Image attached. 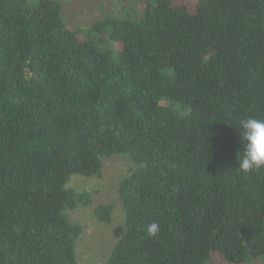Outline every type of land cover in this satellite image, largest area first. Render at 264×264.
<instances>
[{
  "label": "trees",
  "instance_id": "trees-1",
  "mask_svg": "<svg viewBox=\"0 0 264 264\" xmlns=\"http://www.w3.org/2000/svg\"><path fill=\"white\" fill-rule=\"evenodd\" d=\"M64 5L0 0V264H76L69 181L113 155L136 169L107 264H260L264 168L238 169L237 128L264 119V0H120L89 37Z\"/></svg>",
  "mask_w": 264,
  "mask_h": 264
},
{
  "label": "rangeland",
  "instance_id": "rangeland-1",
  "mask_svg": "<svg viewBox=\"0 0 264 264\" xmlns=\"http://www.w3.org/2000/svg\"><path fill=\"white\" fill-rule=\"evenodd\" d=\"M65 5L69 25L76 28L82 37H89V31L95 20L112 11V4L120 0H60ZM191 8L195 0H179ZM65 17V18H66ZM136 169V165L124 155H113L105 158L102 175L85 177L72 175L69 185L78 191L90 194V203L80 205L69 211L71 220L80 222L84 231L77 243L76 264H107L108 256L124 230V214L118 197L119 180ZM113 204L112 223L100 222L94 216V207L99 203ZM264 264V258L257 259ZM209 264H230L222 256L215 253ZM232 264V263H231Z\"/></svg>",
  "mask_w": 264,
  "mask_h": 264
},
{
  "label": "clouds",
  "instance_id": "clouds-1",
  "mask_svg": "<svg viewBox=\"0 0 264 264\" xmlns=\"http://www.w3.org/2000/svg\"><path fill=\"white\" fill-rule=\"evenodd\" d=\"M238 136L241 148L237 152L238 169L250 173L264 168V119L249 117L240 121ZM159 225L151 223L147 227L150 236L157 234Z\"/></svg>",
  "mask_w": 264,
  "mask_h": 264
}]
</instances>
